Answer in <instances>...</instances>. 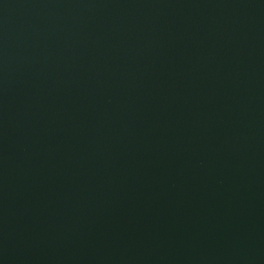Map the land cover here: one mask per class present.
<instances>
[{
	"label": "water",
	"instance_id": "obj_1",
	"mask_svg": "<svg viewBox=\"0 0 264 264\" xmlns=\"http://www.w3.org/2000/svg\"><path fill=\"white\" fill-rule=\"evenodd\" d=\"M0 264H264V0H0Z\"/></svg>",
	"mask_w": 264,
	"mask_h": 264
}]
</instances>
